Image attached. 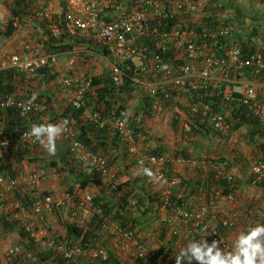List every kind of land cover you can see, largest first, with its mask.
Here are the masks:
<instances>
[{
  "label": "built area",
  "instance_id": "2783aa9c",
  "mask_svg": "<svg viewBox=\"0 0 264 264\" xmlns=\"http://www.w3.org/2000/svg\"><path fill=\"white\" fill-rule=\"evenodd\" d=\"M28 1L33 7L28 19L43 24L50 37L59 40L63 34L71 37L80 35L106 50L111 59L115 82L120 80L123 71L112 60L127 65L133 72L131 82L138 93L149 98L152 115H179L181 107H184L192 121L206 122L214 133L226 137L228 144L239 147L237 134L231 132L229 115L237 109H247L259 118L264 135V81L261 80L264 75V40L259 49L244 52L232 39V29L225 25L226 17L216 18L214 24L206 2L62 0V17L56 20L49 8L51 0ZM259 1L264 4V0ZM6 3L7 0H0V5ZM172 22L174 24L169 26ZM14 26L19 31L20 23L15 22ZM223 38L230 39L227 45L219 44ZM169 51L172 52L171 56ZM59 55L45 53L43 45L25 41L22 52L0 59V73L15 71L34 75L40 69L54 68ZM67 58L68 71L73 73L78 60L76 51L67 53ZM58 85L64 91L76 88L71 99L74 108L86 106L87 94L92 88L91 77L77 80L68 74L59 79ZM187 96H191V100ZM214 99L218 100V106H214ZM10 108L17 109L23 117L47 111L46 103L35 97L0 94V109L4 112ZM94 119L99 129H110L118 134L120 142L137 166L149 170L153 185L162 188L161 212L165 215L161 220L168 223L173 236L183 237L188 244L196 240V232L206 235L208 242L217 240L226 253L233 250L234 244L226 236L233 230L242 207L234 194L220 199L210 198L203 207L195 209L171 206L170 198L174 190L180 187L182 178L178 174L169 176V166L175 163L195 167L196 162L140 152L127 118L118 117L113 112L108 116L95 113ZM191 128L188 122L186 131L190 133ZM30 130L8 131L3 117L0 120V160L9 150L17 148L48 151L46 138L37 140L30 135ZM60 142L67 143L70 155L86 169L98 173L107 183L114 184L115 175L108 159L90 151L77 139L68 123L63 133L55 138V146ZM247 161L251 174L257 181L264 183V160L249 156ZM49 171L42 168L15 177L0 173V234L3 232L1 222L5 217L17 222L38 249L52 251L67 263L83 255H88L93 261L107 263L110 254L105 247L83 250L79 245L60 240L57 236H38L33 219L43 220L55 212H62L66 207L63 200L37 191L39 184L49 176ZM219 174L230 182L235 180V176L224 169H220ZM20 188L31 192L33 196L32 204L28 207L24 208L16 196ZM129 203L132 207L136 206L133 198ZM169 207L171 210L168 212ZM244 212L264 224V210L260 206L244 207ZM69 216L75 220L100 218L103 231L113 238L118 250L136 260H143L145 264H169L162 255L156 254L157 249L142 243L136 231L123 229L103 217L102 210L95 207L90 193L77 198L74 207L69 210ZM22 253L23 247L15 245L9 247L5 255L12 259Z\"/></svg>",
  "mask_w": 264,
  "mask_h": 264
},
{
  "label": "trees",
  "instance_id": "16d2710c",
  "mask_svg": "<svg viewBox=\"0 0 264 264\" xmlns=\"http://www.w3.org/2000/svg\"><path fill=\"white\" fill-rule=\"evenodd\" d=\"M10 7L9 13L10 17L6 27L3 29L0 27V39L7 38L11 39L17 32V28L14 26L15 22L24 24L26 19L32 14V5L28 0H9ZM42 2H48L49 0H38ZM199 1V0H198ZM122 2V0H120ZM207 9L211 12L214 24L216 18L224 16L225 25L231 27L232 29V39H235L236 43L242 48L244 52H251L261 47L260 41L264 39V21H259L257 18H248L242 12V10L235 4V0H206ZM37 7L34 8V10ZM174 23H170L169 26H172ZM44 27V25L42 24ZM3 29V30H2ZM263 29V30H262ZM46 35L44 38H38V44L43 45L45 53H70L77 51L78 54L83 53L84 45L87 46V50H93L96 54H100L104 57H109L106 50H99L91 41L87 38L77 35L76 37H71L67 34H63L59 40L54 39L49 36L48 31H45ZM258 39V41H257ZM230 39H221L219 44L227 45ZM170 52V51H169ZM172 52H170V56ZM81 56V55H79ZM82 57V56H81ZM112 62L119 67L123 74L118 82L113 80V69L108 71L105 74L100 76H93L92 78V88L91 91L87 94V103L84 108L76 109L71 103L68 104L61 115L57 117L50 118L49 121H46L47 112L51 109L49 97H45V94L36 95L37 87L40 89L42 84L49 86V83L56 80V75L53 73L52 68H43L37 71L34 75L19 74L15 71H4L0 73V94L3 95H16L19 97H29L37 98L42 100L47 105V111L42 114H31L28 116H21L20 112L15 108L7 109L2 111L0 109V120L4 117L5 126L8 131H20L24 129H30L33 124H49L57 123L59 121H71L72 118L78 119L82 117L87 108H91L94 113H99L102 116H108L112 112L116 116L121 118H127L129 122L130 129L134 136L136 142H139L143 137H150V134L145 131V123L147 120L157 117L152 115L150 112V101L146 96H141L138 93L137 88L131 82L132 70L127 68V65L120 64L116 61ZM33 82L39 83L32 88L34 90L26 91L24 96H20L17 92L18 89L25 84L26 81H29L30 78ZM30 80V81H31ZM261 80L264 81V75L261 77ZM40 86V87H39ZM137 99V105L134 107V110L131 108V101ZM188 100H191V96H187ZM214 106H218L219 102L217 99H214ZM223 112V111H222ZM188 116V122L191 123L190 134L195 137L204 138L207 141H213L215 138L214 131L209 127L206 122H195L192 121V118ZM230 121L232 123V133H236L241 129H245L247 132V137L252 145L259 142V151L257 156L264 160V141L263 140V131L262 125L259 118L247 111V109H237L229 115ZM171 128L177 131V120L173 119L169 121ZM92 132L96 134V137L106 139L108 136L111 140V146L118 149L125 147L120 142L119 136L117 133L112 130H107L106 128L99 129L95 124L89 125ZM110 133V134H108ZM84 134V133H83ZM82 133L77 137L79 141L84 143V145L92 152L103 155L108 159L110 167L118 160L119 157H115L112 160H109L107 153L99 152L101 148L97 144H93L94 140L90 137H85V134ZM221 141L227 142V138L224 136L218 137ZM98 139V138H96ZM146 140V139H145ZM102 149L105 146L100 143ZM30 150L28 148H17L9 150L5 156L0 160V173H5L6 175L15 177L16 169L15 166L20 165L25 160H29ZM122 150V149H121ZM122 150V152L124 151ZM124 153V152H123ZM122 153V154H123ZM175 154H180L185 158H188L187 153L174 152ZM130 153H125L123 158L127 159ZM148 154L151 155H164V152L160 151H150ZM121 156V155H120ZM173 156V155H172ZM68 158H72L71 155ZM202 160L198 158V160ZM239 161V160H238ZM242 161V160H241ZM209 168L206 172H201L203 174L202 178L199 180H188L183 179L181 175H178L182 178L181 185L178 189L174 190L173 195L170 198L171 206H187L188 208H199L203 207L202 204H199L200 201L207 202L210 198H215L216 192H219L221 197L228 195L230 193L234 194L238 192L240 181L235 177L234 181H228L223 176L219 174L220 169H224L229 172V164L224 162V158H219L216 160H209ZM225 163V165H224ZM244 163V161H243ZM245 165V164H244ZM57 163H50L43 169H56ZM172 165L169 166V176L177 174L172 170ZM42 169V168H41ZM113 169V168H112ZM78 171L81 173L74 184H67L68 199H71L73 203L77 201V198L81 196L84 191L91 186V180H97L101 176L96 172H91V174L85 173V168L83 166L78 168ZM114 172V171H113ZM25 174V173H23ZM22 174V175H23ZM121 177H115L114 184L108 183V187L105 189H99L95 191L93 196V201L95 207L102 210L103 217L117 223L123 229H129L132 231H137L138 227H141L142 230L147 228L148 224L151 221L158 223L156 230L161 236V241H159L160 246L158 247L156 254L162 255L166 260L170 259V262L175 264V258L179 252L186 247V241L183 237L171 236L168 238L169 234V225L168 223H163L160 221V212L163 204L162 188L160 186H135V184L126 180L118 184V179ZM255 179V178H254ZM255 182L261 187L264 188V183L259 182L255 179ZM95 182V186H96ZM77 185V186H76ZM114 186V187H113ZM147 186V187H146ZM147 188H150L147 190ZM35 192V190H34ZM17 198L22 203V206L28 207L32 204L33 196L31 192H28L24 188L16 193ZM136 200V206L132 207L130 205V199ZM74 205L72 206V208ZM70 208V210H72ZM170 207L168 209L169 212ZM254 218L249 213H245L240 216V219L236 220L233 230L230 232H236V229L240 225L245 226L244 231L248 228H251ZM80 223H67L66 232L67 240L74 244L79 245L83 250H89L91 248H96L98 246L107 247V240L103 239V229L102 221L100 218L93 217L86 222ZM2 230L4 233H16L19 235V242L22 244L24 253H26L25 260H22L20 256L12 259H7V264H79L83 258L78 257L73 262L67 263L59 256H56L52 251L38 249L37 244L34 243L25 233L24 229L19 226L15 221L3 218ZM156 232L154 235L158 236ZM196 241L202 239L208 240V237L199 233H196ZM153 235V236H154ZM45 238V237H44ZM60 240H63L59 238ZM65 240V239H64ZM151 240V238H148ZM108 250V249H107ZM109 251V250H108ZM110 258L107 263H101L97 261V264H127L122 262L119 259L118 255H114L109 251ZM134 264H145L143 260L134 259Z\"/></svg>",
  "mask_w": 264,
  "mask_h": 264
},
{
  "label": "crops",
  "instance_id": "0c3cea01",
  "mask_svg": "<svg viewBox=\"0 0 264 264\" xmlns=\"http://www.w3.org/2000/svg\"><path fill=\"white\" fill-rule=\"evenodd\" d=\"M236 1V0H235ZM259 1V0H258ZM203 2V1H200ZM257 0H248L247 1V10L248 12V18H257L259 21H264V4H260L258 2V5L255 3ZM236 4V3H235ZM49 8L53 13V16L55 17L56 20H60L62 17V0H51L49 2ZM261 14V15H260ZM28 21V24L34 27V23L29 19H26ZM36 27V26H35ZM37 28V27H36ZM39 28V27H38ZM37 30L39 31V35H37V38H44L45 35L41 33L40 28ZM264 29V27H263ZM262 29V30H263ZM20 31V30H19ZM19 31L16 32V34L11 38V41L9 42L10 47H9V52L10 54L14 53H20L22 52V45L23 42L31 40V38H27L26 35L34 34V29H30L27 31L28 33H24V35H18ZM22 33V32H21ZM29 36V37H30ZM264 40V39H263ZM262 44V43H261ZM85 49L83 48V54L81 55L83 58H91L94 55H99L93 52V50H87V46H85ZM4 49H2L3 51ZM102 51V50H101ZM60 55L58 56L61 57L59 58V63L55 65V68H53V73L56 75V80L54 82L49 83V86L43 85L40 89L37 87L36 90V95L40 94H45V97H49L50 99V106L51 109L47 112V118L46 121H49L50 118L57 117L59 114L61 115L62 111H64V106H67L68 104L71 103V99L73 98L74 94H72L70 91H68L67 94H64L63 92H60V86L58 85L59 78H61L63 70L62 67V62L60 60L67 58V53H61L59 52ZM77 53V51H76ZM3 54V53H2ZM78 56V53H77ZM103 57V56H102ZM95 58H97L95 56ZM107 59V57H104ZM57 60V61H58ZM84 61H86L84 59ZM88 61V60H87ZM87 64V63H86ZM84 69H80L78 72L82 75L89 74L90 76H100L102 74H105L108 72L107 68H102L100 66L99 69H95L94 71L91 70L89 71V62L87 65L83 66ZM35 77V75H34ZM33 79L30 78V80ZM58 79V80H57ZM26 81L25 84H22V86L18 89V93L20 96H24L26 91L28 90H34L36 85L34 82L31 81ZM55 84V85H53ZM53 85V86H52ZM34 86V88H32ZM137 99L131 101V108L134 110V107L137 105ZM94 111H92L91 108H87L84 115L82 117H79L78 119L72 118L71 121L68 122V124L71 126V128L74 130L76 136L78 137L81 133L85 134V137H90L92 140H94L93 144H97V142L100 144L102 143L105 148L102 149V146L97 144L99 148V152H105L107 153V157L109 160L114 159L115 157H119L118 160L112 165L113 171L116 175H119L118 177H121L123 180H130L132 181L135 186H145V185H153L151 182V172L148 170V173H146L144 168H141L137 166L135 161L132 159L131 154L128 155L127 159L123 158L124 154L128 152V150L125 147V150L122 152L121 149H118L116 147H112L111 140L108 136H106V139L104 140L103 136L102 138L96 137V134L92 132L90 129L91 124L96 125V121L94 119ZM177 120V131L173 130L169 124L170 120ZM188 123V116L186 115V112L184 110L180 111L179 115H161L159 117H154L153 119L147 120L145 123V131L150 134V137H143L141 138L140 142H145L142 144H139V142L136 143L137 149L142 152V153H149L150 151H160L164 152V155L171 157L172 155L174 158H182L185 160H193L196 162L195 167H189V166H179L177 164H172V170L175 173H179L183 179H188V180H199L202 178L203 174L201 172H206L207 169L209 168V160H216L219 158H224V162L226 164H229V172H231L239 181H240V186L238 189L237 193H234V195L239 199V201L242 204L241 209L239 210V218L240 219L241 215L245 216L244 212V207L247 206H258L257 204L247 202L243 196L242 193H244L243 189L244 188H249L250 186L255 187L258 192L262 193V190H264L263 187L257 184L255 182V177L251 174V171L249 170L248 167V161L247 157L251 154V150L254 151V155H257V152L259 151V148H257V145H242L239 147L232 146L228 144L227 142L221 141L218 137V135H214L215 138L213 141H207V143L200 144L196 141L195 136H192L190 133L186 131V124ZM97 126V125H96ZM174 134V136L177 138V143H172L169 140L165 139L162 140V135L165 130L167 132V135H169V130ZM101 130V129H100ZM110 130V129H107ZM240 131V130H239ZM236 132L234 134L239 133ZM83 134V135H84ZM110 134V133H108ZM98 138V139H96ZM146 139V140H145ZM180 139V141H179ZM149 142V143H147ZM246 148H251L250 153H247ZM174 152H182V153H187L186 155L188 158L183 157L180 154H175ZM123 153V154H122ZM29 160L31 163L34 165V171L36 169H41L49 165L50 163H57V166L55 167L56 169H48L50 170L49 176L43 180L39 186H38V192L40 191L41 193H50L53 197L57 199H61L64 201V204L69 208H72L74 205L73 201L71 199H68L67 196V191H68V186L67 184H74V182L77 180V178L80 176L79 174L81 173L78 171V168L80 169L82 164H80L77 160L75 159H70L68 156L70 155L69 153V148L66 142H60L55 146V151L54 152H49L46 150H40L37 148L31 149L30 154H29ZM121 155V156H120ZM72 157V156H71ZM198 158H201L202 160H198ZM239 160V161H238ZM242 160V161H241ZM244 161V163H243ZM224 163V165H225ZM245 164V165H244ZM84 167V166H83ZM16 169V166L14 167ZM26 170V167H24ZM85 168V167H84ZM30 169H28L26 172H28ZM249 171V172H248ZM248 172V173H247ZM85 173L86 174H91L92 173L85 168ZM248 176H247V174ZM95 182L96 186H95ZM91 186L87 188L83 194L85 193H90L94 194L95 191L97 192L99 189H106L108 187V183L100 177L97 180H91ZM77 186V185H76ZM146 186V187H147ZM150 188H147L149 190ZM162 192V191H161ZM216 198H224L225 196L221 197L219 192H216ZM262 197H264L263 194H260ZM259 197V196H258ZM223 200V199H222ZM205 201H200L199 204L205 205ZM66 208L64 207L63 209V214L58 215L57 213L54 215H49L47 218L39 223H36V229L38 231V236L42 238H48L49 236H57V238H61L64 240V237H60V229H61V224L63 222L64 224V229H65V234L67 236L66 232V224L67 223H74L73 221L75 219H69V214L66 213ZM61 212V213H62ZM66 214H68V218L66 217ZM253 218V217H252ZM84 222V221H83ZM81 222V224L83 223ZM86 222V221H85ZM80 223V222H77ZM80 224V225H81ZM258 223L256 219H254L252 227L257 226ZM245 226L240 225L238 229H236V232L233 231V233L237 232H244ZM145 236H149L152 234V231H147L145 230L144 232ZM9 234H15L16 238L18 240V244L22 246V244L19 242L20 237L16 233H9ZM149 234V235H146ZM228 240V237L226 238ZM106 240V238L104 239ZM110 242L113 244L114 248L116 251H111L114 255H118L119 259L122 262H125V258H123L124 254L117 249L115 241H109L107 240V245L110 246ZM0 264H6L8 257L5 255L6 250L9 248V246L6 244V242H1L0 243ZM12 247V246H10ZM23 247V246H22ZM185 248V247H183ZM121 254V255H120ZM82 261L79 264H83V260L87 259V261H91L94 263H97V261H93L88 255H83L81 256ZM126 263V262H125ZM85 264H90L89 262ZM129 264V263H128Z\"/></svg>",
  "mask_w": 264,
  "mask_h": 264
},
{
  "label": "rangeland",
  "instance_id": "374dc122",
  "mask_svg": "<svg viewBox=\"0 0 264 264\" xmlns=\"http://www.w3.org/2000/svg\"><path fill=\"white\" fill-rule=\"evenodd\" d=\"M196 1H198V0H196ZM199 1H203V2H206V0H199ZM209 1V0H208ZM247 1L248 0H236L235 1V3H236V5L242 10V12H243V14L245 15V16H248V12H246V11H248L247 10ZM258 2L260 3V4H262L260 1H258L257 0V2H255L257 5H258ZM10 1L9 0H7V3L5 4V5H0V27L1 28H5L6 27V25H7V23H8V19H9V17H10V11H9V7H10ZM264 14V13H263ZM261 15V14H260ZM32 21V23H34V27L33 26H31V25H29L28 24V21H24L25 23L24 24H21L20 23V31H19V33H18V35H24V33H28L27 31H29L30 29H34V34L33 35H31L30 36V34L28 35H26V37L27 38H31V41H33L34 43H38L37 42V35H39V31L37 30V28L39 27L40 28V31H41V33H43V35H46V33H45V29H44V27L42 26V24L40 23V22H38L37 20H31ZM37 28H36V27ZM38 28V29H39ZM2 29V30H3ZM22 32V33H21ZM30 36V37H29ZM11 41V39H7V38H1L0 39V59L1 58H3L4 56H6V55H10V53L9 52H7V51H9V47H10V44H9V42ZM257 41H258V39H257ZM262 41H260V43H261ZM2 49H4L3 51H2ZM3 53V54H2ZM83 54V53H82ZM82 54H78V56H77V58H78V60H77V64H76V68H75V70L73 71V73L71 74L73 77H74V79H81V78H84V77H88V76H90L89 74H85V75H82L81 76V74L78 72L80 69H84V65H87L88 64V62H89V71H91V70H95V69H99L100 68V66L103 68H107L108 69V71L110 70H112V64H111V59H109V58H104V57H102V56H97V55H94V56H92L91 58H83V57H81V56H79V55H82ZM95 56L97 57V58H95ZM59 58H61V57H59ZM58 58V59H59ZM84 59L86 60V61H84ZM88 60V61H87ZM67 61H68V58H64V59H62V60H60V62H62V67H63V70H65L64 72H62V77L61 78H63V77H65V76H67L68 74L70 75V73H68V67H67ZM58 63H59V60L57 61ZM87 63V64H86ZM55 68V67H54ZM61 78H59V79H61ZM58 80V79H57ZM34 84L35 85H37V84H39V83H35L34 82ZM42 84V85H41ZM40 85L41 86H43V85H45V84H43V83H40ZM53 85H55V84H53ZM52 85V86H53ZM40 87V86H39ZM68 91H70L72 94H75V91H76V88L75 87H73V88H71V89H69ZM68 91H64V90H62V89H60V92L62 93H64V94H67L68 93ZM66 106H64V107H62V108H65ZM169 130V129H168ZM161 135H162V140H165V139H167V140H169L170 142H172V143H177V138L174 136V134L169 130V135H167V132H166V130L163 132V133H161ZM237 136H238V139H239V142H240V146H242V145H251V143H250V141H249V138L247 137V132H246V130L245 129H241L240 131H239V133L237 134ZM195 139H196V141L195 142H197L198 141V143H200V144H205V143H207V140L206 139H204V138H200V137H195ZM141 141V140H140ZM139 141V144H142V143H145V142H140ZM179 141H180V139H179ZM147 143H149V142H147ZM254 144H256L257 145V148H258V146H259V144H258V142L257 143H254ZM246 150H247V153H250V150H251V148H246ZM252 152H251V154L249 155V156H257V155H254V151L253 150H251ZM173 157V156H172ZM24 167H26V170H25V168ZM28 169H30L28 172H26ZM37 170V169H36ZM30 171H34V165H33V163H31V161L30 160H25L23 163H21L20 165H18V166H16V174H23V173H25V174H27V173H29ZM249 172V171H248ZM247 172V173H248ZM246 173V174H247ZM119 175H116L115 174V177H118ZM247 176H248V174H247ZM125 180H123L122 178H119L118 179V184H120V183H122V182H124ZM243 191H244V193H242V196H243V198L247 201V202H250V203H254V204H257L258 206H260L263 210H264V197H262L260 194H263L264 195V190H262V193H260V192H258V190H256L255 189V187H253V186H250L249 188H244L243 189ZM259 196V197H258ZM66 213H68L69 214V207H67L66 208ZM58 215H60V214H63L64 215V213L62 212H60V213H57ZM68 214H66V217L68 218ZM160 221L162 222V220H161V218H162V216H164L165 214H163L162 212H160ZM36 219H39V218H34L33 220L34 221H36ZM69 219H72L70 216H69ZM86 220H84V222H85ZM79 222H83V219L81 218L80 220H79ZM164 223V222H163ZM157 225H158V223L157 222H155V221H151L149 224H148V226H147V228H149L151 231H152V234L151 235H149V234H146V235H149V236H145L144 235V231L146 230V229H143L142 230V228L141 227H138L137 228V231H136V234L138 235V238L140 239V241H142V243H144L145 245H148L149 247H152V248H155V249H158V247L160 246V243H159V241H161V236L159 237V234L157 233V230H156V227H157ZM61 229H60V237H64V239L65 240H67V236L66 235H64L65 234V229H64V224H63V222H62V224H61ZM156 232V234H158V236H156V235H154V233ZM240 234V232H237V233H233V232H230L227 236H226V238L228 237V241L230 242V243H235V240H236V238L238 237V235ZM154 235V236H153ZM173 234H172V232L170 231V229H169V234H168V238L169 237H171ZM108 239L109 241H112L113 240V238L106 232V231H103V239ZM148 238H151V240H148ZM1 242H6V244L10 247V246H15V245H20V244H18V240H17V238H16V235L15 234H9V233H4V232H2L1 234H0V243ZM1 245V244H0ZM186 246H187V242H186ZM106 249H108L109 251H116L115 250V248H114V246H113V244L110 242V246H107L106 247ZM123 253V252H122ZM124 254V256H123V258L122 259H124L125 257V261H126V263L128 264H134V258L133 257H130L129 255H127V254H125V253H123ZM121 255V254H120ZM21 259L22 260H25V258H26V253H24V249H23V253L21 254ZM167 261H168V263L169 264H173V263H171L170 262V259H168L167 258ZM87 262H89L90 264H97V263H94V262H91L90 260L89 261H87V259H85V260H83V264H85V263H87ZM7 264V263H6Z\"/></svg>",
  "mask_w": 264,
  "mask_h": 264
},
{
  "label": "clouds",
  "instance_id": "9594fccd",
  "mask_svg": "<svg viewBox=\"0 0 264 264\" xmlns=\"http://www.w3.org/2000/svg\"><path fill=\"white\" fill-rule=\"evenodd\" d=\"M98 49L102 50L100 48ZM68 73L70 72L68 71ZM70 74H72V72ZM181 110H185V108L181 107ZM66 125L67 121H65L63 125L33 124L30 135L37 140L46 138L47 148L51 153L55 151V138L63 133ZM260 141L262 142V140ZM258 144L260 143L258 142ZM145 171L148 173L147 169ZM41 194L46 195L48 193L43 192ZM48 195L51 194L49 193ZM60 212H55L52 215ZM46 218L47 216L44 217L43 220L39 219L34 221L35 229L36 223H41ZM80 219L81 218H79V220ZM79 220H74L73 222H79ZM175 264H264V224H258L255 227L248 228L244 232H241L235 240L233 250L227 253L220 248L217 240H212L211 242H208L206 239L200 241L193 240L179 252L175 258Z\"/></svg>",
  "mask_w": 264,
  "mask_h": 264
}]
</instances>
